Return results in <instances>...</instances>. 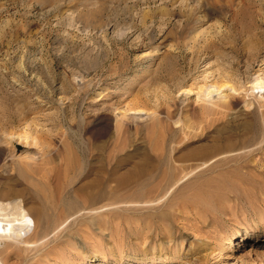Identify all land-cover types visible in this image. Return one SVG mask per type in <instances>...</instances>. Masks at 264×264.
<instances>
[{"label": "rangeland", "instance_id": "obj_1", "mask_svg": "<svg viewBox=\"0 0 264 264\" xmlns=\"http://www.w3.org/2000/svg\"><path fill=\"white\" fill-rule=\"evenodd\" d=\"M262 79L264 0H0L6 264H264Z\"/></svg>", "mask_w": 264, "mask_h": 264}, {"label": "bare ground", "instance_id": "obj_2", "mask_svg": "<svg viewBox=\"0 0 264 264\" xmlns=\"http://www.w3.org/2000/svg\"><path fill=\"white\" fill-rule=\"evenodd\" d=\"M257 85L258 86H256V88L260 87L264 91L263 79L259 80L257 82ZM2 207L3 210H7H5L4 212L2 209H0V244L3 245L2 247H0V264H6V260L2 258V253L4 254L11 247L22 250L28 247L31 248L34 244L33 242H28L27 240L30 234L29 228H26L23 232H21L22 225H25L23 224L25 214H23V212L14 205H8L6 206V208L4 206Z\"/></svg>", "mask_w": 264, "mask_h": 264}]
</instances>
